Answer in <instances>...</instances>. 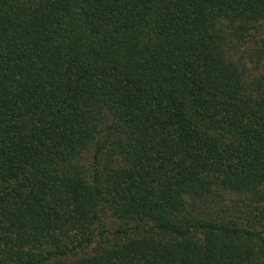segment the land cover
<instances>
[{"label": "trees", "instance_id": "16d2710c", "mask_svg": "<svg viewBox=\"0 0 264 264\" xmlns=\"http://www.w3.org/2000/svg\"><path fill=\"white\" fill-rule=\"evenodd\" d=\"M0 264H264V0H0Z\"/></svg>", "mask_w": 264, "mask_h": 264}]
</instances>
